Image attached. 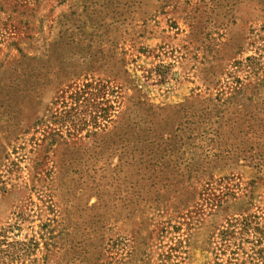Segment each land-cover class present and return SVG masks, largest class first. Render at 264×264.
I'll use <instances>...</instances> for the list:
<instances>
[{
  "label": "rangeland",
  "instance_id": "obj_1",
  "mask_svg": "<svg viewBox=\"0 0 264 264\" xmlns=\"http://www.w3.org/2000/svg\"><path fill=\"white\" fill-rule=\"evenodd\" d=\"M0 264H264V0H0Z\"/></svg>",
  "mask_w": 264,
  "mask_h": 264
},
{
  "label": "trees",
  "instance_id": "obj_2",
  "mask_svg": "<svg viewBox=\"0 0 264 264\" xmlns=\"http://www.w3.org/2000/svg\"><path fill=\"white\" fill-rule=\"evenodd\" d=\"M250 222H251V221H249L248 219H246L244 225H246V227L249 228V227L251 226V223H250ZM253 229H255V230H257L258 232H260V228H259V227H255V228H253ZM231 233H232V232H227V231L223 232V234H224V236H225L226 238H228V236H229Z\"/></svg>",
  "mask_w": 264,
  "mask_h": 264
}]
</instances>
